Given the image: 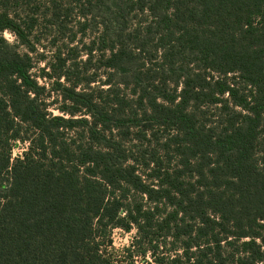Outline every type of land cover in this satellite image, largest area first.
Returning a JSON list of instances; mask_svg holds the SVG:
<instances>
[{"label":"trees","instance_id":"obj_1","mask_svg":"<svg viewBox=\"0 0 264 264\" xmlns=\"http://www.w3.org/2000/svg\"><path fill=\"white\" fill-rule=\"evenodd\" d=\"M38 1L0 0V264H110L132 227L146 264H264V0H72L108 86L77 89L58 50L57 115L32 29L76 7Z\"/></svg>","mask_w":264,"mask_h":264},{"label":"rangeland","instance_id":"obj_2","mask_svg":"<svg viewBox=\"0 0 264 264\" xmlns=\"http://www.w3.org/2000/svg\"><path fill=\"white\" fill-rule=\"evenodd\" d=\"M45 0H39L42 2ZM59 5L64 8L70 5L74 8L68 16H66L65 25L58 30V27L55 24H51L45 21H38L34 28L32 29V34L34 38V45L36 50L30 51V57L32 60V67L30 69L31 75L38 81V84L44 85L45 91L42 94V98L47 105V109L53 114H61V111L58 110V107L63 105L59 94L53 89L54 80L43 77V73L50 72L52 75L53 69L57 72L59 70L58 61H56L55 54L60 50L63 54L62 56H67L66 66L70 65L69 76L73 82H76L77 89H86L87 87L103 88L105 89L108 85L105 84V79H107L108 70L99 65V59L101 58V53L99 50L93 51L91 54L90 60H87L88 55L86 54L85 45L88 44L91 39L95 38L99 30L95 26L96 21H99V13L96 10H93L94 18H89L88 24L90 25L88 29L85 30L84 34H81L79 31V26L76 24V21L80 19V14L77 6H74L72 0H61ZM104 5H112L110 0H105ZM33 6V5H30ZM36 6H42V3L36 4ZM105 8V6H104ZM90 17L89 14H87ZM129 23V19H128ZM131 26L133 23H136V18H132ZM97 27V26H96ZM76 33V38L71 42L69 37L71 33ZM3 37L9 43H16L15 36L8 30L3 31ZM17 48L21 52H26L27 47L24 45H18ZM71 49V50H70ZM42 55V56H41ZM72 64L74 68L71 69ZM53 65V68L51 67ZM73 67V66H72ZM93 75V81L89 82L87 86L85 77ZM114 82L111 87L117 88L116 83L120 81V76L114 75L111 77ZM63 80V77L60 78V81ZM65 81V80H63ZM100 83H104L100 86ZM120 93L127 94V90L120 87ZM26 144L22 142H16L12 149V158L19 156L24 150ZM136 229L132 227L130 230L126 231L122 228H113L110 233L111 243L110 245L105 246V255L111 261L110 264H146L151 261L150 252L147 250L144 244L136 243ZM145 249L146 253L144 256L141 255L142 251Z\"/></svg>","mask_w":264,"mask_h":264}]
</instances>
